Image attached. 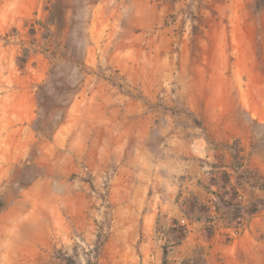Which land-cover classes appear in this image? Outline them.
<instances>
[{
	"label": "rangeland",
	"instance_id": "obj_1",
	"mask_svg": "<svg viewBox=\"0 0 264 264\" xmlns=\"http://www.w3.org/2000/svg\"><path fill=\"white\" fill-rule=\"evenodd\" d=\"M263 184L264 0H0V264H264Z\"/></svg>",
	"mask_w": 264,
	"mask_h": 264
},
{
	"label": "trees",
	"instance_id": "obj_2",
	"mask_svg": "<svg viewBox=\"0 0 264 264\" xmlns=\"http://www.w3.org/2000/svg\"><path fill=\"white\" fill-rule=\"evenodd\" d=\"M262 190H264V184L262 185ZM216 197H217V204L222 205V208H224V210L230 214L234 219H241V217L243 215L246 216H253L255 215L258 211H259V206L256 205H252V206H248V207H241L240 205L237 204H232L229 202H223L222 199L220 198V196L215 193ZM67 264H76L72 259H67L66 260ZM88 264H92L91 262H88Z\"/></svg>",
	"mask_w": 264,
	"mask_h": 264
},
{
	"label": "built area",
	"instance_id": "obj_3",
	"mask_svg": "<svg viewBox=\"0 0 264 264\" xmlns=\"http://www.w3.org/2000/svg\"><path fill=\"white\" fill-rule=\"evenodd\" d=\"M183 223V222H182Z\"/></svg>",
	"mask_w": 264,
	"mask_h": 264
}]
</instances>
